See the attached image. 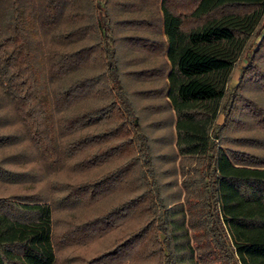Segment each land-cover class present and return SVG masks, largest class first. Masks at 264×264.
<instances>
[{"label": "trees", "instance_id": "1", "mask_svg": "<svg viewBox=\"0 0 264 264\" xmlns=\"http://www.w3.org/2000/svg\"><path fill=\"white\" fill-rule=\"evenodd\" d=\"M68 1L73 0H44L45 30L60 44L92 34L97 41L71 50L54 47L49 76L65 78L86 64H92L95 72L61 86L49 103L37 64V45L26 21V0H0V89L27 123L31 138L57 161L59 135L55 137L51 129V106L67 110L88 95L98 96L101 102L62 118L63 132L73 135L107 117L116 119L65 143L66 155L89 151L74 162L77 169L115 165L82 182H66L62 199L94 201L118 187H128L129 196L104 213L74 224L60 239L91 240L138 217L112 245L83 264H264V159L225 146L217 123L220 114L230 115L228 84L238 60L248 51L250 63L264 49V0H184L174 6L161 0V15L155 22L145 17L114 19L108 9L110 0H90L89 15H81L90 21L54 34ZM156 24L164 35L161 39L135 34L122 39L163 53L166 62L123 74L166 79L161 86L134 93L167 97L175 113L177 152L198 162L183 179L184 201L173 203L162 193L150 138L128 95L116 49L117 26ZM260 36L250 53L253 39ZM256 77L264 86V75ZM143 108L166 107L162 102ZM252 112L263 117L261 110ZM14 137L0 133V145ZM24 177L23 171L0 162V179L22 182ZM55 236L53 201L38 193L0 196V264H56Z\"/></svg>", "mask_w": 264, "mask_h": 264}, {"label": "rangeland", "instance_id": "2", "mask_svg": "<svg viewBox=\"0 0 264 264\" xmlns=\"http://www.w3.org/2000/svg\"><path fill=\"white\" fill-rule=\"evenodd\" d=\"M184 0H170L172 6L177 3L182 4ZM191 2V0H185ZM161 0H110L108 9L114 19L122 18H148L150 21H157L161 15ZM26 21L32 30L33 38L36 43V57L42 78L43 85L47 92L48 99L52 100L61 86L67 85L77 76L95 72L92 64H86L80 70L68 74L65 78H55L49 76L50 58L54 47L63 49H74L86 44L97 41V36L92 34L82 37L76 41L60 44L52 36V32L46 31L42 20L47 16L44 10V0H26ZM90 0H73L65 4V11L59 22L53 27V33L58 34L62 31L73 29L91 20L90 17L82 18L81 15L88 14L91 10ZM92 12V11H91ZM79 13V16L75 14ZM75 16V17H74ZM116 35L120 37L116 42L117 54L121 61L122 78L128 89V95L133 101L136 112L140 115L144 124L154 156L157 171L159 172L162 184V193L167 197L168 203L184 201L185 189L183 179L194 170L198 165L196 158L183 157L177 152L174 139L175 113L171 104L167 102V97H143L134 93V90L147 87L161 86L165 82V77L161 78H137L123 74L124 71L145 68L149 66L162 65L167 58L163 53L150 51L144 47L126 43L122 38L127 35H142L150 38L161 39L164 37L158 24L146 28H125L116 27ZM254 38L250 53L261 40ZM248 51L238 60L233 70L231 80L228 84V97L226 106L229 102L230 115L220 114L217 123L221 124L220 134L223 144L230 148L246 150L264 159V86L259 83L256 77L264 75V49H262L250 63ZM252 62H255L253 65ZM246 68L247 72L243 73ZM231 95H233L231 97ZM101 102L98 96L88 95L78 104L67 110H53L52 107V131L55 137L58 136L60 157L54 161L47 151L39 146L31 138V132L27 129V123L20 118L14 109L10 97L0 89V133L15 134L14 139L8 143L0 145V162L17 171H23L25 179L22 182H10L0 179V196H10L18 193H38L50 199L55 204V232L56 245L58 249V259L56 264H83L91 256L98 254L117 239H119L131 225L136 224L139 218L110 229L101 236L89 240L62 241L60 239L68 228L76 223L93 218L129 196L128 187H118L115 191L101 196L97 200H75L62 199L67 191H62V187L67 186L66 182H82L98 176L115 165V162H108L104 165L90 169H77L73 166L74 162L89 152L82 151L74 156L66 155V142L72 137L81 133L101 129L110 124L114 117L105 118L103 122L85 127L83 130L71 133L63 132V121L65 116L74 114L78 109H85ZM164 103L163 110H146L144 105L154 103ZM228 103V104H227ZM252 110H261L263 117H256ZM116 120V119H115ZM111 125V124H110ZM109 125V126H110ZM218 128V127H217ZM62 130V132H60ZM58 133V134H57ZM64 140H66L64 142ZM61 145H60V144ZM65 144V148L63 147ZM197 162V163H196ZM117 163V162H116ZM189 176V175H188ZM57 188L53 186L54 183ZM131 193V191H130Z\"/></svg>", "mask_w": 264, "mask_h": 264}]
</instances>
